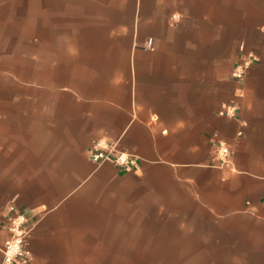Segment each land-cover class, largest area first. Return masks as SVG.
<instances>
[{"label":"crops","instance_id":"0c3cea01","mask_svg":"<svg viewBox=\"0 0 264 264\" xmlns=\"http://www.w3.org/2000/svg\"><path fill=\"white\" fill-rule=\"evenodd\" d=\"M249 19L224 0H0V264L10 204L35 264H264V18ZM98 140L136 165L96 162Z\"/></svg>","mask_w":264,"mask_h":264},{"label":"built area","instance_id":"2783aa9c","mask_svg":"<svg viewBox=\"0 0 264 264\" xmlns=\"http://www.w3.org/2000/svg\"><path fill=\"white\" fill-rule=\"evenodd\" d=\"M253 64L254 59L251 56L241 54L233 67L232 76L236 80H244ZM235 109V105H226L220 113L235 116ZM232 153L231 147L226 142L216 143L215 155L221 164H229ZM89 155L96 162L112 160L118 166L125 168H130L137 163L136 156L119 148L116 141H95L89 148ZM7 220L10 236L1 248L3 254L1 264H35L32 253L28 248L32 228L27 214L18 210L14 204H10Z\"/></svg>","mask_w":264,"mask_h":264},{"label":"rangeland","instance_id":"374dc122","mask_svg":"<svg viewBox=\"0 0 264 264\" xmlns=\"http://www.w3.org/2000/svg\"><path fill=\"white\" fill-rule=\"evenodd\" d=\"M225 12H238L241 21H248L249 18L259 15L264 18V0H224ZM187 244L177 243L176 254H186ZM239 262L237 261V264ZM160 264H232V260L217 258H176L175 260H160Z\"/></svg>","mask_w":264,"mask_h":264}]
</instances>
